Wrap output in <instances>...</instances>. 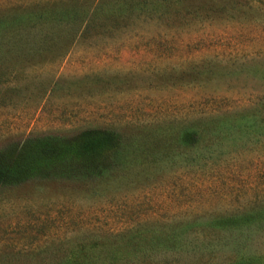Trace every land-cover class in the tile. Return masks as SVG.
<instances>
[{
    "label": "rangeland",
    "instance_id": "obj_1",
    "mask_svg": "<svg viewBox=\"0 0 264 264\" xmlns=\"http://www.w3.org/2000/svg\"><path fill=\"white\" fill-rule=\"evenodd\" d=\"M16 16L44 42L0 38V158L45 156L0 188V264H264V0H0ZM151 130L172 150L121 172Z\"/></svg>",
    "mask_w": 264,
    "mask_h": 264
},
{
    "label": "trees",
    "instance_id": "obj_2",
    "mask_svg": "<svg viewBox=\"0 0 264 264\" xmlns=\"http://www.w3.org/2000/svg\"><path fill=\"white\" fill-rule=\"evenodd\" d=\"M93 11L95 13V8ZM91 15L92 13H90V15L86 17V13L84 14L85 19L83 20L81 27L79 26L77 37H80L84 32H87V29H89L88 27L91 21L93 20V17ZM25 19L26 21H28L30 17L16 16L9 19L8 21L7 20H3V22L0 21V38L2 39L3 36L4 38L9 37V41H8L9 49L5 51L7 55L12 54L15 57H21V56L23 57L26 54L34 51V49H40L39 48L40 45L43 44L44 39L41 38L39 39V42L42 41V43L37 44L39 45V47L37 46L35 47L33 44L29 45L34 41L35 37L31 35V37L28 38L27 33H25L24 31H18L17 26ZM37 41L38 39H36V42ZM64 41L65 44L67 40L64 39ZM212 121L214 120H209L208 123ZM167 131L170 130L167 128ZM29 142L30 141L24 142L18 148V150H16V153L13 158L7 160L0 158V188L1 187L4 188L10 185L11 186L18 185L19 181L29 178L30 177L29 175L39 168L38 167V164L40 163L39 161L43 159L42 157H44L45 154L43 152L39 153V151H34L32 149L30 150ZM173 144H174V137L171 136L169 133L158 132L157 130H151L143 133L139 138L138 143L134 145L130 144L128 148L121 150L120 152L122 154L121 164L123 166L121 167L120 171L121 172L124 170L127 171V168H131V165L137 163L136 161H140L143 163L147 162L149 164L153 163L157 158L156 154H159V157L166 156L168 152L172 150ZM54 169L56 170V168ZM63 170L66 172L70 171L69 173L71 172L84 173L85 171L84 168L83 169L72 168L70 170L67 168H63Z\"/></svg>",
    "mask_w": 264,
    "mask_h": 264
}]
</instances>
